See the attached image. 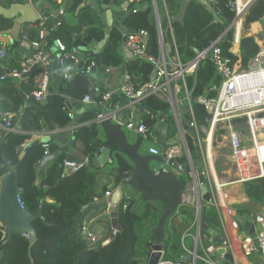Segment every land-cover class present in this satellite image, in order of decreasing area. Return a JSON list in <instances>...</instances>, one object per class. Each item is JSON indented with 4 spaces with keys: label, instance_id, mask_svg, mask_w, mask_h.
Listing matches in <instances>:
<instances>
[{
    "label": "trees",
    "instance_id": "1",
    "mask_svg": "<svg viewBox=\"0 0 264 264\" xmlns=\"http://www.w3.org/2000/svg\"><path fill=\"white\" fill-rule=\"evenodd\" d=\"M81 0H74L73 5L65 13L72 16L79 6ZM234 0H211L223 20L222 23H212L213 16L198 2H193L189 6L185 18V24H173L174 35L169 29L168 18L162 17V28L165 40L175 42L180 52L182 62L190 61L195 55L193 48L202 51L207 48L212 41L222 37L221 45L224 54L234 61L235 56L229 52L234 42V30L228 29L235 17V11L230 3ZM165 4L170 14L178 11L180 0H165ZM131 12L126 16L125 25L128 28L146 29L149 31L151 39L149 51L152 54L159 52V39L153 8L144 4L141 9L133 11L134 4H131ZM161 5V6H160ZM164 7V4H159ZM51 17L50 12L44 11ZM67 16V17H69ZM66 21L47 27L46 43L47 49L52 52L57 39L63 41L69 50L80 47L83 44V37H75L74 32L80 26L70 25L68 18ZM81 23L88 28V34L95 40L104 38L102 27H98V15L92 7H85L79 14ZM246 23L254 21L264 22V0H258L245 12ZM11 24L10 20L0 16V29H4ZM39 23L33 24L30 28H25V32L32 40L39 39ZM169 32V33H168ZM123 34L118 30L112 32V45L104 50L103 62L107 64H121L122 56L119 53V44ZM188 40V44L185 42ZM11 50V48L9 49ZM259 46L251 36L244 37L240 41V55L243 64L256 56ZM92 57H87L86 62ZM98 61V58H96ZM16 60V58H15ZM68 61V60H67ZM84 62V63H86ZM127 70L137 81L146 82L151 72V64L133 58L127 62ZM79 73L72 79H63L61 68H52L53 81L50 85V99L44 107L38 103L28 105L21 109L26 103V95L32 90L31 86L22 84L18 88L15 82L0 89V107L3 111L20 115L19 124L22 132L3 133L0 129V177L9 170H14L18 184L23 188L20 194L22 204L31 212H36L43 204L44 218L33 221L37 232V241L30 249V241L26 235L15 233L13 238L4 242L6 230L0 225V251L3 257L0 264H149L152 254V246L155 243L154 230L159 225L160 218L165 212L163 206L157 205L154 201H145L146 207L143 212L135 211L132 206L134 200L127 196L121 202L119 211V225L121 230L116 234L110 243L104 245L105 240H100L96 244H90L82 237L83 224L94 208L100 212L105 211L107 203H96V198H103L110 190L109 183L99 186L97 174L99 170L92 165V159L98 156L104 147V139L100 125L95 123H85L93 117V111L87 110L83 113L81 121L75 131H66L71 122L68 115L66 100L68 97L82 99L86 94V79ZM2 73L0 66V74ZM84 73V72H83ZM220 76L215 71L214 63L211 59L203 61L198 69L197 77H191L189 83L193 89L192 106L195 117L199 125H204L207 112L204 106L197 102L195 97L205 94L213 97L217 94L220 83ZM87 81V82H86ZM143 106L151 113L145 112L143 120L151 131L160 134L157 129L158 119L152 117L153 113L166 115L168 113V103L157 98H148L143 102ZM167 110V111H166ZM169 117V116H168ZM60 130H57V129ZM62 129V130H61ZM49 132L48 143L51 153H57L54 158L44 167V174L39 175L40 167L38 163L44 158L43 142L34 144L26 149V146L34 141L38 132ZM3 133V136L1 134ZM177 134L174 120L168 124L167 138L161 142L173 140ZM190 148L195 162L201 158L198 147L193 143L192 131H188ZM101 136L102 141L99 139ZM75 141L77 150L81 153L77 160L86 156L90 158V164L82 167L72 174H67L62 168L66 152H60L62 147ZM130 169L129 165L120 160L119 164L113 167L107 174L112 178L113 187L120 184L122 175ZM41 180V185L38 181ZM100 187V188H99ZM245 191L253 200L264 199V180L259 182L250 181L245 183ZM167 198V196H165ZM127 203L128 209L124 210L123 205ZM238 212L244 214L245 208H238ZM203 219L209 221L212 226L219 225V218L216 209H205ZM180 215L187 218L180 220ZM194 213L187 206H180L177 213L172 215L166 222V235L164 239V258L173 260H183L182 231L189 227L193 220Z\"/></svg>",
    "mask_w": 264,
    "mask_h": 264
},
{
    "label": "built area",
    "instance_id": "2",
    "mask_svg": "<svg viewBox=\"0 0 264 264\" xmlns=\"http://www.w3.org/2000/svg\"><path fill=\"white\" fill-rule=\"evenodd\" d=\"M28 1L31 4L35 2V0ZM130 1L134 4L133 11L141 9L144 4H149L156 14L158 54L149 51L151 36L148 30L136 29L135 32H127L122 36V42L132 53L133 58L151 64L149 78L146 82L137 81L128 70L122 74L120 65H110L105 62L100 64L92 57L87 62L84 60L86 63L83 72L88 76V93L84 96L83 102L93 103L94 108L100 111L99 114L94 115L92 123L101 125L105 121H111L127 132L131 131L142 136L146 143V152L164 158L159 168L185 180L181 206L192 208L195 214L192 224L183 231L181 240L184 250L182 257L188 254L189 259L187 261L165 259V248H163L156 251L160 253L156 264H224L214 257L219 250L214 244V237L203 230V212L210 208L216 209L221 229L219 235L221 247L233 256L232 263L244 264L242 259L245 258L250 263L257 264L253 256L264 259V205L242 214L254 228L253 233H249L243 230V226L233 215V206L226 201L229 194L227 188L230 185L245 186V183L250 181L264 180V41L258 45L259 51L256 56L246 65L233 47L229 52L235 56L234 61L224 54L222 37L212 41L207 48L199 51L185 63L181 60L177 44L167 43L164 39L158 1ZM249 1L241 3L234 0L230 3L235 11L232 25L237 26L234 30L236 42L240 37L238 26L242 23L244 9ZM60 14L64 16L65 13L61 11ZM165 15L169 20V30L174 35L171 14L167 7ZM39 18L37 25L40 27L39 39H30L25 27L21 28L22 39L19 48H25L29 44V50L34 51L30 56L25 53L20 56L19 66H13L15 57L10 53L8 46L0 40L2 70L0 81L17 79L30 82L33 89L27 96L37 103L50 96L49 88L53 81L51 73L54 66H59L63 79L68 80L72 75L79 73L82 62L79 48L74 47L69 50L60 39L56 40L52 52L47 49L45 24L49 16L39 13ZM206 59L213 61L215 71L221 79L215 96L208 97L201 94L194 99L204 106L208 115L206 123L199 125L192 106L193 89L189 80L191 77H197L198 69ZM151 97L168 103L169 109L166 115L165 113L159 115L156 112L152 117L157 118L158 123L163 122L168 116L172 117L177 129L174 138L177 140L176 144L167 145L161 142L159 133L151 131L143 120L145 112L151 113L143 106V102ZM7 115L8 118L0 123L3 133L22 132L19 122L13 121L10 113ZM190 129L193 130L191 136L193 143L200 150V159L204 162L202 171L196 166L192 156L188 134ZM43 147L45 158L51 154L48 141L43 142ZM221 160H224L222 166H227L230 162L234 170V174H230L232 176L228 180L214 176L217 173L216 164ZM90 162L87 156L79 160H70L67 157L63 161L62 168L65 173L72 174L89 165ZM211 169L214 170V175H209ZM201 175L205 177L211 193L209 201L204 199L201 190L203 184L200 180ZM112 194V191H107L105 194L107 203L105 216L108 217L113 206ZM123 209H128L127 203L123 205ZM192 228L195 229L194 232ZM115 232L116 230L112 229L111 234ZM82 237L90 244H96L101 240V236L87 221L83 224ZM187 238L192 240L191 247L187 245ZM222 256L224 257V254Z\"/></svg>",
    "mask_w": 264,
    "mask_h": 264
},
{
    "label": "water",
    "instance_id": "3",
    "mask_svg": "<svg viewBox=\"0 0 264 264\" xmlns=\"http://www.w3.org/2000/svg\"><path fill=\"white\" fill-rule=\"evenodd\" d=\"M53 1L56 2L57 0ZM257 1L258 0H250L247 7L244 9V13ZM48 2L49 0H40L31 4L27 0L25 2H13L9 6L0 4V16H3L11 22V26L9 28L0 29V37L10 35L14 40L20 41L22 39L21 28L29 23H37L40 19L37 7L43 8V6ZM130 2L131 1L129 0L126 4L118 5L116 0H110L108 4H100L98 3V0H86L81 3L79 9L92 7L96 10L98 15L97 25L98 27H102L105 35L100 41L95 40L91 35L86 36L87 26H83L81 33H73L75 37H83V44L79 47V56L82 59L79 66L80 70L84 67V60L87 57L98 58V62L103 64L104 50L112 45V32L114 30H118L122 34L136 31L135 28H128L125 25V19L128 15L125 10ZM193 2H198L205 6V8L213 16L212 23L223 22L210 0H180L178 11L170 15L172 24H185L187 11ZM146 6L150 5L146 4ZM51 14L56 16V19L54 20L55 24L66 21L64 16L60 14L59 7L54 8L51 11ZM48 25L49 24H47V26ZM232 26L233 25L230 27ZM185 44H188V40ZM28 47L29 44H27L25 48H22L21 52H26V55L30 56L34 50L31 49L28 51ZM193 49L196 54L199 53V50L195 48ZM126 50L128 58H133L132 53L127 47ZM120 70L122 74H125L127 72L126 64H121ZM80 74H83L86 79L88 78V76L82 71H80ZM74 77L75 74L72 75L70 79ZM14 81L18 82L17 79H14ZM5 85L6 84L3 83L1 86L4 87ZM100 85H102V83H100ZM49 99L50 96L43 100L40 103V106L44 107L47 105ZM124 100L127 101L126 99ZM72 103L75 107H82L80 102L72 101ZM30 104H33V100L30 101ZM93 107V103L85 105L86 109H93ZM141 110H143V106H141ZM106 111L107 109H105V112ZM93 113L97 115L100 111L94 108ZM0 116L2 118L4 117L2 111H0ZM79 117L80 115L78 114L76 121H79ZM171 119L172 117L169 116L157 125V129L160 130L163 140H166L167 138V127ZM15 121L19 122L20 117H17ZM100 127L103 133L104 147L102 148L101 153L92 159V165L96 168H103L112 165L113 169V167L119 164L120 160H123L130 167V169L122 175L120 184L116 187L112 196L113 206L111 208L110 218L112 228L116 230V232L112 233L111 237L103 244L107 245L110 243L112 239L116 237V234L121 230V226L119 225V211L121 202L127 195L128 191L137 194L139 193L144 201H154L155 203L159 202L166 209L160 218L159 225L154 230L155 243L152 246L153 252L151 254L149 264H156L160 257V253H157L156 251L164 248L166 222L172 215L178 212L181 206L182 190L185 185V180L178 178L172 172H167L162 168H159L164 162V158L160 155H153L145 152L142 147V136H139L137 142H133L130 139L128 132L123 127L113 124L111 121L101 123ZM190 131L193 130L190 129ZM48 140V136L42 138L41 140H34L26 146V149L34 144L46 142ZM176 142V139L167 141V145H174ZM74 146L75 141H71L68 145L63 146L60 152H67L68 159L74 160L76 159L74 155ZM57 156V153H51L38 163V166L40 167V177L44 174V167ZM196 166L198 168H203V159L197 160ZM200 180L203 183L201 190L204 194V199L209 201L211 193L206 184V179L201 175ZM38 185H41V180L38 181ZM22 191L23 188L19 186L14 170H9L0 177V225L6 230L5 243L10 241L15 233L26 235L30 241L31 249L37 241V232L33 225V221L38 218H44L42 211L45 199L41 200L40 207L36 212H31L21 202L20 194ZM165 196H167V198ZM233 215L236 217L240 225L243 226L244 231L253 233L254 228L252 227L251 222L248 221L244 215L239 213L236 209L233 210ZM203 230L214 237V244L216 247H219V250L215 253V257L221 260V256L224 254L225 259L233 262V256L221 247L219 232L211 228L206 221L203 222ZM2 257L3 251H0V260ZM183 259L187 261L189 259V255L184 254Z\"/></svg>",
    "mask_w": 264,
    "mask_h": 264
},
{
    "label": "crops",
    "instance_id": "4",
    "mask_svg": "<svg viewBox=\"0 0 264 264\" xmlns=\"http://www.w3.org/2000/svg\"><path fill=\"white\" fill-rule=\"evenodd\" d=\"M25 1H27V0H0V4L5 5V6H9L13 2H25ZM37 1H40V0H35V3ZM85 1L86 0H81L80 1L79 6L76 8V10H75V12H74V14L72 16L67 15V13H65V12L67 11V9H69L73 5L74 0H57L56 2H54L53 0H49V2L46 3L43 6V8H38L37 7V10L41 14H44L43 13L44 11H48L51 14V11L54 8H58L59 7L60 8V12L63 11L65 13L64 16L66 18H68V22L70 23V25L80 26L79 30H76L74 33H81L82 30H83V26H86V25L83 24V23H81V21L79 19V14H80L81 10L83 9V8L82 9H79V7H80L81 3L82 2H85ZM127 1H129V0H116V2H117L118 5L126 4ZM157 1H158V6L161 3L164 4V7H160L161 5L159 6V11H160V8H163L164 15L163 16L161 15V16L162 17H165L166 16L165 15V10H166V7H167L166 4H165V0H157ZM238 1L241 2V3H245L247 0H238ZM109 2H110V0H98V3H100V4H108ZM131 4H132V2L129 3L127 9L125 10V12L127 14H129V12H131V6H132ZM45 15H47V14H45ZM67 16H69V17H67ZM154 17H155V21H156V14L155 13H154ZM55 19H56V16H53L52 14H51V17L49 16V20L45 24V31L46 32H47V27L48 26H50V25H53V26L58 25V24H55L54 23V20ZM47 24H49V25L47 26ZM10 26H11V24L8 27H5L4 29L9 28ZM32 26H33V24L32 23H29V24H26L24 27L25 28H30ZM230 26L228 27V29H231L232 28L233 30H235L237 28L236 25L232 26L231 28H230ZM87 28H86V36L89 35ZM238 28L240 29V37H239V40L237 42L236 41L233 42V46L232 47H233V50L234 51H236L237 53H239V56H241L240 55V41H241L242 38L251 36V37H253L255 39V41H256V43L258 45H260V42L264 41V22L263 21L258 20V21H254V22H251V23H246L245 20H244V17H243L242 23L238 26ZM166 30H168L170 32V30L168 28ZM164 39H165V36H164ZM0 40H2L8 46L9 49L11 48L10 53L16 58V60L12 63L13 66H19L20 59H21L20 56H22L24 53L26 54V52H23L22 53L21 52V48H19V42L20 41L14 40L10 35L1 36L0 37ZM167 43L172 44L171 42H167ZM28 51H29V47H28ZM119 51H120L119 53L122 56V59H121L122 60V63L121 64H126L127 65V62L129 60L133 59V58H128L126 46L123 44L122 40H121V42L119 44ZM121 64H118V65H121ZM110 65H115V64H110ZM77 75L78 74H75V76H77ZM9 81H10V79H8L6 81H3V82L0 81V89L3 88L1 86L3 83L6 84L5 86H7L9 84ZM13 81H14V79H13ZM25 83L28 86L30 85L32 87L31 89H33V86H32V84H30V82L19 81V80H18V82H15V84H16V86L18 88H20L22 86V84H25ZM86 84H87L86 85V89H87L86 94H87L88 93V82ZM27 95H26L27 101L24 104V106L21 108L22 110L25 109L28 105H32V104H30V101L32 99L31 98H28ZM84 96H83L82 99H76V98L68 97L67 100H66V106H67V109L69 110L68 111V115L71 118V122L69 123L68 127H66L65 130L68 131L69 133H72L73 131L76 130V128L78 126H80L79 125V122L81 121L82 115H83V113L85 111H87V110H92L93 111V109H94V107H93V109L92 108L91 109H86L85 108L86 103L83 102ZM72 101L80 102L82 104V107L81 108L75 107L73 105ZM33 103H37V102L36 101H33ZM38 104H40V103H38ZM0 111L3 112V116H4L3 118L0 116V123H2V122H4V120L6 118H8V115L7 114L9 112L3 111L1 109V107H0ZM70 114H72V116ZM78 114L80 115V117H79L80 119H79V121H76V118H77ZM94 115L95 114L93 113V117H94ZM11 116L13 118V121H15V119L17 117H20V115L17 116L15 114H11L10 113V117ZM93 117L90 120L86 121L85 123H92L91 120L93 119ZM57 130H60V129L58 128ZM48 134H49V132H46V131L38 132V133L35 134L34 140H41L42 138L47 137ZM128 135H129L130 139L133 142H137L138 141V138H139V135L138 134H136L134 132H131V131H128ZM159 136H161V134H159ZM101 138L102 137L99 136V139L102 141ZM144 146H145V142L143 141V146L142 147H144ZM77 148H78L77 146H74V155H75V157H80L81 153L79 152V149L77 150ZM144 148H146V146ZM67 155H68V153H67ZM217 164H216V168H217ZM93 167L96 168L95 166H93ZM96 169H99V168H96ZM109 169L110 168L106 169V173L109 172ZM203 169L204 168H199L200 171H202ZM213 171L211 169V173L209 171V175H214L215 173ZM99 173L102 174V175H99L100 177L98 178L99 186L107 182V183H109V188H110L109 191H112L114 193L116 187H113L112 179H108L105 175H103V172H99ZM214 176H216L217 178L221 179L220 174H217L216 173ZM112 196H113V194H112ZM140 201H143V203H145V207H146V202L142 199L141 194L138 193V194H136V200H135V204L137 202V206L134 207V208L132 206V208L135 211L139 212V213L142 212L141 211L142 209H141V206H140ZM102 202L103 203L106 202L105 195H104L103 198H96V203L97 204H100ZM226 203L227 204H231L233 206V208L236 209L237 211H238V208H245V209H247V212L246 213H249L253 209L256 210L260 205H264V199L263 200H260V201L253 200L252 198H250L247 195V193L245 191V186H237V185H235V186H232L231 187V195L228 197ZM252 203L256 204L255 207H253V208L251 207V204ZM156 204L159 205V206H162V204L159 203V202H156ZM188 208L189 209H192L190 207H188ZM193 212H194V210H193ZM100 218H102L101 221H99ZM179 219L180 220H183V221H186L187 220V218L185 216H183V215H180V218ZM86 221H89L91 223V227L93 229H95L96 233L101 236V241L102 240H105V242H106L111 237V231L113 229L112 228V224H111V218L108 217V216H105V211L100 212L99 207L98 208H94L91 211V213L86 218ZM204 221L208 222L209 226L211 228L217 230L219 232V235H220V233H221L220 224L217 225V226H212L209 223V221L203 219V222ZM208 235H211V234L208 233ZM214 257H215V255H214ZM253 259H254V261H256L257 264H264V259L261 258L260 256H254ZM217 260H219V259H217ZM219 261H222L224 264H233L231 261L225 259L223 256H221V260H219ZM242 261L244 262V264H253V263H250L245 258L242 259Z\"/></svg>",
    "mask_w": 264,
    "mask_h": 264
},
{
    "label": "rangeland",
    "instance_id": "5",
    "mask_svg": "<svg viewBox=\"0 0 264 264\" xmlns=\"http://www.w3.org/2000/svg\"><path fill=\"white\" fill-rule=\"evenodd\" d=\"M160 12H161V15L163 16L164 15V12H163V8H160ZM145 146H146V143H145ZM144 146V147H145ZM143 147V150L144 151H146L147 149L146 148H144ZM224 160H221V161H219L218 162V164H217V168H216V171H217V174H220V177H221V179L222 180H228L232 175H230V174H234V170H233V168H232V166H231V163L229 162V164L227 165V166H222V162H223ZM226 161V160H225ZM108 168H110L109 169V171L112 169V165H109V167L107 166V167H103V168H99L98 170H99V172H103V175H105L108 179H112L111 177H108L107 176V174H104V173H106V169H108ZM207 168V170H209V167L207 166L206 167ZM99 175H102V174H97V177L99 178L100 176ZM136 194L137 193H134V192H130V191H128V193H127V196H128V198L129 199H133L134 200V205H133V208L134 207H136L137 206V202H136V204H135V200H136ZM255 205L256 204H254V203H252L251 204V207L253 208V207H255ZM140 206H141V211L143 212L144 211V209H145V203H143V201H140ZM194 213V212H193ZM194 216H195V214H194ZM106 218V217H105ZM102 220V218H100L99 219V221H101ZM194 221V217H193V220L191 221V223H190V225L192 224V222ZM89 224H91L89 221H87ZM189 225V226H190ZM194 228H192V232H194ZM112 232V231H111ZM182 234H183V231H182ZM105 242V241H104ZM187 245L188 246H192V240H191V238H187ZM254 257V256H253ZM171 260H173V259H171Z\"/></svg>",
    "mask_w": 264,
    "mask_h": 264
},
{
    "label": "bare ground",
    "instance_id": "6",
    "mask_svg": "<svg viewBox=\"0 0 264 264\" xmlns=\"http://www.w3.org/2000/svg\"><path fill=\"white\" fill-rule=\"evenodd\" d=\"M210 154L212 155V150H210ZM232 186H235V185H230V186L227 188V191L229 192L228 197L231 195V187H232Z\"/></svg>",
    "mask_w": 264,
    "mask_h": 264
}]
</instances>
